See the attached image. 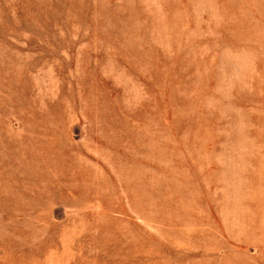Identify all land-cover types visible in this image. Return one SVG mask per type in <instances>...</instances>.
I'll use <instances>...</instances> for the list:
<instances>
[{
  "label": "rangeland",
  "instance_id": "obj_1",
  "mask_svg": "<svg viewBox=\"0 0 264 264\" xmlns=\"http://www.w3.org/2000/svg\"><path fill=\"white\" fill-rule=\"evenodd\" d=\"M0 264H264V0H0Z\"/></svg>",
  "mask_w": 264,
  "mask_h": 264
}]
</instances>
